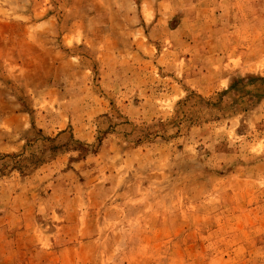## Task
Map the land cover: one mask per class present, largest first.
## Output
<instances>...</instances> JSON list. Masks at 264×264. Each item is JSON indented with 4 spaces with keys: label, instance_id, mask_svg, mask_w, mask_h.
Segmentation results:
<instances>
[{
    "label": "rangeland",
    "instance_id": "374dc122",
    "mask_svg": "<svg viewBox=\"0 0 264 264\" xmlns=\"http://www.w3.org/2000/svg\"><path fill=\"white\" fill-rule=\"evenodd\" d=\"M0 93V177L87 195L7 264H264V0H0Z\"/></svg>",
    "mask_w": 264,
    "mask_h": 264
},
{
    "label": "crops",
    "instance_id": "0c3cea01",
    "mask_svg": "<svg viewBox=\"0 0 264 264\" xmlns=\"http://www.w3.org/2000/svg\"><path fill=\"white\" fill-rule=\"evenodd\" d=\"M53 65L55 67L54 62ZM62 83L64 82L58 84L62 85ZM16 99L15 95L4 96L0 93V112H20L13 104V100ZM4 101L8 106H2ZM8 116L16 120V124L11 126L12 129L23 133L27 126L24 121L25 117L21 113L6 115L7 118ZM4 124L9 125L7 120ZM78 163L79 161H69L64 154H57L51 160L50 169L52 168L53 174L38 173V176H35V174L10 173L0 177V185H12L11 182H15L13 184L16 185L13 188L4 186L0 189V194H5L6 197L5 204L0 202V246L15 245L16 250L21 244L31 242L35 236L40 240L43 239L44 236H48V233L43 231L49 226L47 221H53V226L56 228L66 227L65 212L70 209L72 200L75 198L85 200L87 196L86 191L72 192L73 183L76 181L74 178L76 174L72 168ZM63 165L67 168H64V171L59 168ZM57 219L63 222L55 223ZM8 259L11 258L0 254V264H7ZM16 261L15 264H18L23 259L16 260L15 258Z\"/></svg>",
    "mask_w": 264,
    "mask_h": 264
}]
</instances>
